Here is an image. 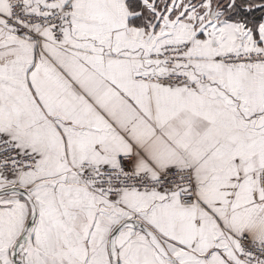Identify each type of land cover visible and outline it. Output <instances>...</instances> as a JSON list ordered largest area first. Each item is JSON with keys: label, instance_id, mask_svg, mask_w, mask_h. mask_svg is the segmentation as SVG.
<instances>
[{"label": "snow or ice", "instance_id": "snow-or-ice-1", "mask_svg": "<svg viewBox=\"0 0 264 264\" xmlns=\"http://www.w3.org/2000/svg\"><path fill=\"white\" fill-rule=\"evenodd\" d=\"M0 264H264V0H0Z\"/></svg>", "mask_w": 264, "mask_h": 264}]
</instances>
